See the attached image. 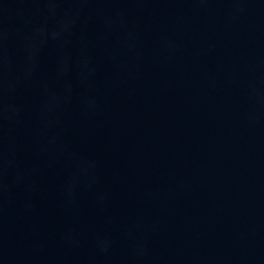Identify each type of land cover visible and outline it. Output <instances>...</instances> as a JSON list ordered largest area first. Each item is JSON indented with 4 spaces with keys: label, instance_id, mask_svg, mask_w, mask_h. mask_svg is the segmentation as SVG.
I'll list each match as a JSON object with an SVG mask.
<instances>
[{
    "label": "water",
    "instance_id": "water-1",
    "mask_svg": "<svg viewBox=\"0 0 264 264\" xmlns=\"http://www.w3.org/2000/svg\"><path fill=\"white\" fill-rule=\"evenodd\" d=\"M0 264H264V0H0Z\"/></svg>",
    "mask_w": 264,
    "mask_h": 264
}]
</instances>
